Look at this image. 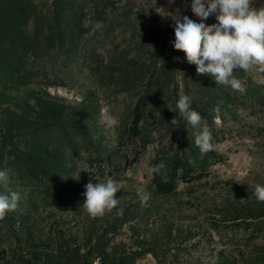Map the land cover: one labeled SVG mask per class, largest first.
Instances as JSON below:
<instances>
[{
    "label": "rangeland",
    "instance_id": "obj_1",
    "mask_svg": "<svg viewBox=\"0 0 264 264\" xmlns=\"http://www.w3.org/2000/svg\"><path fill=\"white\" fill-rule=\"evenodd\" d=\"M191 4L0 0V168L21 193L0 220V264L19 255L30 264H264V202L254 195L264 185V71L234 73L245 93L198 75L173 47L175 20H217L201 21ZM181 93L207 121L212 151L195 145L176 108ZM105 111L117 126H103ZM176 134L190 164L162 188L152 168L176 152ZM33 165L50 176H28ZM109 177L119 203L91 218L85 186ZM44 183L53 186L39 190Z\"/></svg>",
    "mask_w": 264,
    "mask_h": 264
},
{
    "label": "clouds",
    "instance_id": "obj_2",
    "mask_svg": "<svg viewBox=\"0 0 264 264\" xmlns=\"http://www.w3.org/2000/svg\"><path fill=\"white\" fill-rule=\"evenodd\" d=\"M191 11L201 21L215 14L217 23L206 25L188 16L175 20L174 49L183 52L189 64L196 65L198 75L207 74L217 85L229 86L233 91L245 93L246 84L234 73L237 70L248 72L254 67L264 71V7L253 8L251 0H192ZM191 105L192 98L181 93L176 108L182 119L196 130L195 145L201 153H207L214 149L211 130L207 121ZM101 123L111 129L119 121L105 111ZM179 124L175 116L171 125L177 128ZM164 167L161 162L153 166L152 171L158 173ZM240 175L245 173L241 172ZM0 187L3 188L0 191V220H3L18 208L21 193L11 187L7 170H0ZM85 188L82 207L91 218L102 217L117 207L120 187L113 178L109 177L104 182H89ZM254 195L257 201L264 202V185L257 184ZM147 199V195L142 196L143 201Z\"/></svg>",
    "mask_w": 264,
    "mask_h": 264
},
{
    "label": "trees",
    "instance_id": "obj_3",
    "mask_svg": "<svg viewBox=\"0 0 264 264\" xmlns=\"http://www.w3.org/2000/svg\"><path fill=\"white\" fill-rule=\"evenodd\" d=\"M140 112L142 111H139L137 113V117L135 118V127H137L138 125V122L141 118V114ZM177 133V132H176ZM179 134V133H178ZM178 134H176V152L167 156V157H164L160 162H158L157 164L163 162L165 167L158 173H156V180L158 181L157 184L162 187V188H169L171 185H174V180L176 179V177H178V171L179 169H182L184 173V171H186L187 167L189 166V160H188V156L186 155V149H185V145L187 144V138L185 137V135L183 134L182 137L181 135L178 136ZM40 141L43 142V139H39V142ZM37 143V144H39ZM40 147V146H37V148ZM191 156H197V155H194V154H191ZM1 159H3V155L0 154V162H1ZM1 170V168H0ZM27 171L29 172L28 173V176H31V177H36V178H41L40 176H42L41 174L44 175V179L45 177H49V173L48 171L46 170V168L44 169V167H42L41 169H38L37 166L35 167L34 165L32 166V168H29L27 169ZM41 173V174H39ZM180 175V174H179ZM41 182H44V180L41 178L40 179ZM47 188H51L53 185H46V183H44V187H37L39 190H42V189H45L46 190V187ZM60 188H58L59 190ZM0 191H3V188L0 187ZM64 192L62 191L61 194H63ZM32 257V256H31ZM26 258L24 255H19L16 260L18 262H20V264H30L32 263V258ZM54 258H49L48 256L46 257L45 261L42 263V264H56ZM80 263V262H79ZM84 263V262H83ZM71 264H74V263H71Z\"/></svg>",
    "mask_w": 264,
    "mask_h": 264
}]
</instances>
